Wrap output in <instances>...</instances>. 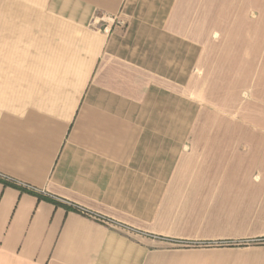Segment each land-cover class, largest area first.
I'll use <instances>...</instances> for the list:
<instances>
[{"label":"crops","instance_id":"crops-1","mask_svg":"<svg viewBox=\"0 0 264 264\" xmlns=\"http://www.w3.org/2000/svg\"><path fill=\"white\" fill-rule=\"evenodd\" d=\"M255 52L264 0H0V178L157 236L0 180V264H264V130L196 129Z\"/></svg>","mask_w":264,"mask_h":264},{"label":"rangeland","instance_id":"rangeland-1","mask_svg":"<svg viewBox=\"0 0 264 264\" xmlns=\"http://www.w3.org/2000/svg\"><path fill=\"white\" fill-rule=\"evenodd\" d=\"M254 3V2H253ZM256 10L252 9V13L249 15L252 20L258 18V13L256 14ZM117 23H122L120 20H117ZM253 23V22H252ZM240 28V27H239ZM237 28L236 30H239ZM99 29L102 31H107V26H100ZM243 29V28H240ZM248 32L251 31L253 33V40H257L259 38V27H247ZM215 36L220 37V35H217L215 32ZM250 36V33L247 35ZM236 44L230 43L228 44V49H236ZM252 50H259V45L255 47V45H252ZM258 56V53L255 52L253 55V58L251 59H243L245 65L239 64L241 59L238 58H231L229 60L221 59L220 63L221 65H225L226 62L231 64L232 66L241 65L243 66L242 71H250V77H251V83L248 85L247 82L245 85H239L241 86L240 92L236 89L234 91H227L228 97L223 98V91H221V99H220V107H213L214 110L212 111H206V107L204 108L205 113L203 114V122L200 123L199 128L196 127V129H212V123L213 120L216 119L215 115L221 116L220 123L214 124L213 127L217 129H228V130H264V59ZM242 60V61H243ZM246 66V67H245ZM248 77V76H247ZM246 77V78H247ZM241 83V81L235 80V84ZM225 85L233 86L231 84H226L225 82L220 83V87ZM238 86V87H239ZM236 91V93H234ZM238 91V92H237ZM241 101L240 105L234 106L235 100ZM197 125V124H196ZM192 124L189 123V128L191 129ZM15 183V182H14ZM33 190L32 188H28ZM35 191V190H34ZM47 195V194H43ZM49 196V195H47ZM54 200L59 202V206L63 207L65 210H71L78 213L85 214L98 222L105 224L107 226L116 228L118 230H122L125 233L130 232H138L141 235H144L146 237H157L156 235L148 232H144L143 230H139L134 228L133 226L129 225L128 223L122 222L120 220L105 216L103 214L94 212L92 210H89L81 205L63 201L60 198L56 196H51ZM248 242V240H240L236 241V243H244ZM264 241V240H263Z\"/></svg>","mask_w":264,"mask_h":264},{"label":"trees","instance_id":"trees-1","mask_svg":"<svg viewBox=\"0 0 264 264\" xmlns=\"http://www.w3.org/2000/svg\"><path fill=\"white\" fill-rule=\"evenodd\" d=\"M0 180H1L3 183L7 184V185H11V186H13V187H15V188H18V189L22 190V191H26V192H28V193H31V194H33V195H36L38 198H41V199L43 198V199L49 200V201L53 202V203L56 204V205H59V204H60L59 202H57L56 200H54V199L51 198L50 196L43 195V194L38 193V192H36V191H34V190L26 189L25 187H22V186H20V185L14 183V182H12V181H8V180L2 179V178H0Z\"/></svg>","mask_w":264,"mask_h":264},{"label":"built area","instance_id":"built-area-1","mask_svg":"<svg viewBox=\"0 0 264 264\" xmlns=\"http://www.w3.org/2000/svg\"><path fill=\"white\" fill-rule=\"evenodd\" d=\"M263 240H264V238H255V239L248 240V242L256 243V242H261Z\"/></svg>","mask_w":264,"mask_h":264}]
</instances>
